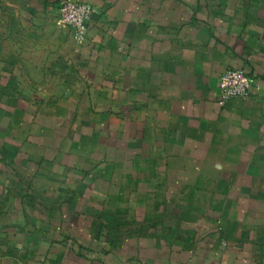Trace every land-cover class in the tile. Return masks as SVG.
I'll use <instances>...</instances> for the list:
<instances>
[{
  "label": "crops",
  "instance_id": "0c3cea01",
  "mask_svg": "<svg viewBox=\"0 0 264 264\" xmlns=\"http://www.w3.org/2000/svg\"><path fill=\"white\" fill-rule=\"evenodd\" d=\"M61 1L0 0V264H264V0Z\"/></svg>",
  "mask_w": 264,
  "mask_h": 264
},
{
  "label": "built area",
  "instance_id": "2783aa9c",
  "mask_svg": "<svg viewBox=\"0 0 264 264\" xmlns=\"http://www.w3.org/2000/svg\"><path fill=\"white\" fill-rule=\"evenodd\" d=\"M57 12L58 24L70 28L76 42H83L97 11L90 3L63 0L59 3ZM258 89L255 80L247 72L241 69H228L219 80V103L224 105L235 98H248Z\"/></svg>",
  "mask_w": 264,
  "mask_h": 264
},
{
  "label": "rangeland",
  "instance_id": "374dc122",
  "mask_svg": "<svg viewBox=\"0 0 264 264\" xmlns=\"http://www.w3.org/2000/svg\"><path fill=\"white\" fill-rule=\"evenodd\" d=\"M23 78L24 80L27 78H30L31 75H34V77L37 79L38 82H40V79L42 80L43 83H45V76H46V72H23ZM27 77V78H26ZM45 84H43V87L40 88H45L44 87ZM56 85V82H55ZM39 87L37 88L38 90L40 89Z\"/></svg>",
  "mask_w": 264,
  "mask_h": 264
}]
</instances>
